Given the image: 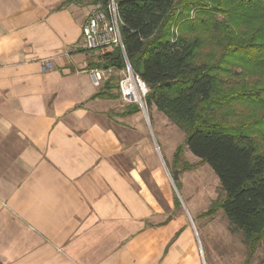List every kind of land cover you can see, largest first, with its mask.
I'll return each instance as SVG.
<instances>
[{
  "label": "crops",
  "instance_id": "1",
  "mask_svg": "<svg viewBox=\"0 0 264 264\" xmlns=\"http://www.w3.org/2000/svg\"><path fill=\"white\" fill-rule=\"evenodd\" d=\"M93 9L0 0V264H190L142 176L139 112L94 97Z\"/></svg>",
  "mask_w": 264,
  "mask_h": 264
},
{
  "label": "trees",
  "instance_id": "2",
  "mask_svg": "<svg viewBox=\"0 0 264 264\" xmlns=\"http://www.w3.org/2000/svg\"><path fill=\"white\" fill-rule=\"evenodd\" d=\"M113 1L123 52L100 49L86 70L118 71L127 59L146 107L185 135L174 160L186 147L219 180L222 196L203 215L222 210L250 257L264 242V0ZM90 3L106 10L110 0ZM114 80L94 97L118 98ZM139 110L130 103L124 114Z\"/></svg>",
  "mask_w": 264,
  "mask_h": 264
},
{
  "label": "rangeland",
  "instance_id": "3",
  "mask_svg": "<svg viewBox=\"0 0 264 264\" xmlns=\"http://www.w3.org/2000/svg\"><path fill=\"white\" fill-rule=\"evenodd\" d=\"M105 75L107 79L117 77L113 83H118L119 71ZM139 109L148 139V143L142 139L140 157L155 159L151 169H145L149 175L143 170L142 176L157 199L161 211L158 221L170 217L174 232L179 230L183 240L188 238L190 264H264L261 263L264 242L249 257L242 234L231 230L222 210L203 215L222 196L219 180L210 166L199 162L186 147L179 160H174L176 148L184 143L185 135L154 107L147 108L145 101L143 109ZM175 171L177 179H173Z\"/></svg>",
  "mask_w": 264,
  "mask_h": 264
},
{
  "label": "built area",
  "instance_id": "4",
  "mask_svg": "<svg viewBox=\"0 0 264 264\" xmlns=\"http://www.w3.org/2000/svg\"><path fill=\"white\" fill-rule=\"evenodd\" d=\"M120 19L113 0L103 9L101 4L94 5L93 11L84 21L81 33L87 50L98 51L105 47L118 46L123 52V44L119 29ZM95 87H100L107 77V72L113 69L91 68L86 70ZM120 77L117 83L119 98L126 103H135L141 109L144 107L148 88L140 76L133 72L125 58L124 68L118 70Z\"/></svg>",
  "mask_w": 264,
  "mask_h": 264
},
{
  "label": "water",
  "instance_id": "5",
  "mask_svg": "<svg viewBox=\"0 0 264 264\" xmlns=\"http://www.w3.org/2000/svg\"><path fill=\"white\" fill-rule=\"evenodd\" d=\"M173 179H177V171L174 172V177Z\"/></svg>",
  "mask_w": 264,
  "mask_h": 264
}]
</instances>
